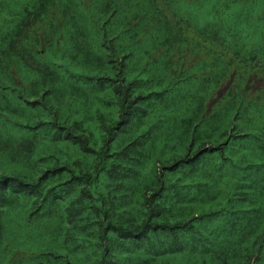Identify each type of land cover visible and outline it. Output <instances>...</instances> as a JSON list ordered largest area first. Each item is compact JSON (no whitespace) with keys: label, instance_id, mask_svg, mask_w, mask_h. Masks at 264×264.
Returning <instances> with one entry per match:
<instances>
[{"label":"trees","instance_id":"trees-1","mask_svg":"<svg viewBox=\"0 0 264 264\" xmlns=\"http://www.w3.org/2000/svg\"><path fill=\"white\" fill-rule=\"evenodd\" d=\"M230 3L198 27L173 0H0V264H264V0ZM203 157L229 174L166 219L161 171Z\"/></svg>","mask_w":264,"mask_h":264},{"label":"rangeland","instance_id":"rangeland-1","mask_svg":"<svg viewBox=\"0 0 264 264\" xmlns=\"http://www.w3.org/2000/svg\"><path fill=\"white\" fill-rule=\"evenodd\" d=\"M173 1H176V8H177L176 15L179 18L190 20L195 26L204 27V26L219 25V21H222V17H224L226 9L229 10L231 8L230 2L234 0H173ZM235 1H238L240 3L248 2V0H235ZM239 7L240 5L237 4L235 11H238ZM254 35L252 39H258L259 35L255 37ZM250 42H247V46L249 45ZM199 61L200 60H194L193 62L190 63L189 67L186 66L179 67V71L177 73L178 75L189 77V74H192L189 78V82L187 86H189V83L191 84V82H195L199 79L196 74V66ZM262 84L263 83L261 81H256L253 87V92L261 88ZM222 92L223 91H221L220 88L218 94L220 95L222 94ZM170 96H172L173 99L172 105L170 107L171 117L169 119L172 127L173 123L177 121L178 117L181 114L183 108L181 102L183 100L184 103V101L187 99V94L185 93L184 96H181V98L183 99H179V98L175 99L173 95ZM176 96L177 95H175V97ZM153 100L154 98L150 99L151 102H153ZM252 100L253 98H251L250 100L248 99L244 100V102L252 103ZM162 106H163V97L161 96L156 99L153 110L150 111L148 117L146 118L148 121V125L152 128L153 131L158 124L157 120L159 114L169 113L167 111L162 112L163 109ZM249 117L254 121L257 120V115L254 113L253 110L250 111ZM173 135L175 134L171 130H166L162 128L159 131L160 137H166L167 139H169V137ZM168 156H169L168 151L159 152L156 149L153 155L148 160V162L142 165L140 176H143V179H145L146 178L145 175H149L152 172L154 163L160 165V162H162L163 159L165 160L166 158H168ZM223 170H224V174H229V172L226 170L223 164H219L216 167V169L213 170L212 173L209 172V165L208 164L206 165V160L204 159V157L201 158L200 160H197L193 164L184 165L173 171H167L166 169L162 170L161 172L165 178L164 183L165 185H167V191L161 196V198L158 201H168V203L167 202L164 203L166 209V214H165L166 219L168 218L169 220H171L173 214L176 212H182V213H185V211L188 212L192 208V206L195 205L193 201H198L197 197L201 194V192L203 193L204 196L206 195V192L209 190L210 185H212L213 182L216 180L218 174L219 175L222 174ZM169 184L172 185L169 186ZM199 188H201L202 190ZM205 201H218V197L216 195H213V197L209 196L205 198ZM241 216L242 215L240 214H234L231 216L225 215V216H219L217 220L218 223H222L228 220L239 219ZM20 217H22V215L18 208L10 209L8 218L12 220L11 223L12 230L16 234L18 240L22 241L25 239L26 234L32 232L33 230H31L30 228H26L24 225L20 224L19 223ZM64 227L65 224L63 222H58L56 225L53 226V228L57 230L56 237H62L64 235V230H63ZM208 230L212 232L214 235H216V237H218V229L216 227H209ZM21 249L26 251L25 248H21ZM60 250L62 256H65V252L62 249ZM211 251L213 250L211 249L210 252ZM185 254H188V252H186ZM210 254L211 253L208 252L206 256H203V258L206 260V264H211ZM179 260H181V263L187 264L185 259L180 258ZM44 261L46 263L49 262L46 259H44ZM176 261L173 262V264H178L176 263Z\"/></svg>","mask_w":264,"mask_h":264}]
</instances>
